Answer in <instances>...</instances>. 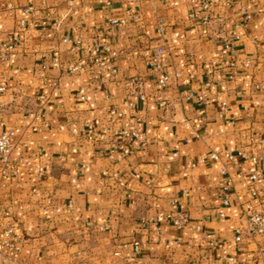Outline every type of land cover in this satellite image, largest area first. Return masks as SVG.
<instances>
[{"label": "crops", "instance_id": "obj_1", "mask_svg": "<svg viewBox=\"0 0 264 264\" xmlns=\"http://www.w3.org/2000/svg\"><path fill=\"white\" fill-rule=\"evenodd\" d=\"M27 5L42 11L22 27ZM191 8L190 0H0V45L14 33L21 37L0 61L7 87L0 94V133L16 130L12 160L21 170L5 177L9 170L0 168V213L9 211L26 236L19 264H224L221 252L210 248L213 234L239 264H264V236L234 240L255 201L253 186L264 202V0L215 6L209 25L191 19ZM110 17L121 23L111 24ZM66 35L84 45L72 52ZM229 39L233 51L225 46ZM94 42L108 48L101 75L85 48ZM159 47L166 50L163 70L149 65ZM248 60L252 68L244 66ZM214 61L204 102L188 101L189 91L203 88L204 69ZM164 73L169 79L161 88ZM227 116L235 117L234 125H227ZM89 123L102 139H89ZM121 128L140 137L127 140L134 152L117 162L104 138ZM226 149L263 159L258 165L225 161L231 172H256L259 180L237 181L231 205L223 207L220 163L191 164ZM104 172H117L118 179ZM171 212L186 214L189 226L170 223ZM2 230L0 224V241ZM6 253L0 251V264H7Z\"/></svg>", "mask_w": 264, "mask_h": 264}, {"label": "built area", "instance_id": "obj_2", "mask_svg": "<svg viewBox=\"0 0 264 264\" xmlns=\"http://www.w3.org/2000/svg\"><path fill=\"white\" fill-rule=\"evenodd\" d=\"M232 0H190L191 2V10L189 12V17L193 20H198L204 25H209L212 21V15L214 13L215 6H224L229 5ZM110 4V2H108ZM42 10L34 8L32 5H27L24 8L25 16L21 19V26L25 27L28 24L30 18L34 17ZM246 19H250L251 15L246 14ZM53 22L57 25L60 23L58 12H53ZM109 22L114 25H119L121 20L117 18L110 17ZM37 26V23H35ZM158 33L160 35H164L166 33L165 26L163 24H159ZM11 41L2 43L0 45V61H3L7 58V56L16 48L17 44L20 42L21 37L18 34H13L11 36ZM237 38V36H235ZM234 39V38H233ZM63 41L70 43V50L75 52L80 47L84 45V41L81 38H72L70 35H66L63 37ZM225 46L233 51V40H226ZM88 51L92 53V66L93 69L98 73L102 74L104 68L108 65V59L104 56L105 52L108 50L107 46L101 45L99 42H94L87 44L85 47ZM164 47H159L154 53L151 54L149 58V65L151 68L155 70H163V60L162 56L165 53ZM55 63L57 65L61 64V60L59 57L55 58ZM216 63L212 62L209 66L204 69V80L202 83L203 88L200 91H189L186 96L188 101L197 99L199 102H204L207 97L208 88L212 85V77L215 73ZM235 62L232 61L230 66H234ZM244 66L246 68H252V63L250 60L246 61ZM69 73H74L75 67L69 66ZM115 71V69L113 70ZM176 76H180L181 72H175ZM232 77V75H229ZM169 79V75L164 73L158 80V83L161 88L167 86V82ZM134 85L137 84L136 80L131 81ZM7 92V87L0 82V94ZM22 90L19 91L21 95ZM80 98L82 100H86V89L84 87H80L78 90ZM139 96L141 100L145 99V94L139 92ZM12 101L15 100V96L12 97ZM161 105L166 107L169 105L168 100H162ZM228 111V104L226 102L222 103V114H225ZM111 114L114 118L115 109L111 110ZM224 116V115H223ZM226 123L229 126L234 125L235 117L227 116L225 117ZM33 130H36L37 127L33 126ZM87 135L89 139L98 140L103 138V132L98 131L94 123L88 124ZM16 136V130L14 128L6 127L0 133V168L8 169L9 173H4V176H17L20 173V168L13 162L12 160V151L14 147L13 139ZM163 137V135H161ZM140 134L137 131L129 130L127 128H121L117 131V134L112 136L105 137V142L108 147L105 149L106 153L109 155H114L117 162L123 161L126 157L130 156L135 147L133 145H129L127 140L129 138L139 139ZM197 137H200L197 134ZM240 159H246L251 161L254 165H258L263 156H255L247 151L240 150L238 152L231 151L229 149L224 150L223 152H210L207 155L201 156L191 164L192 167H196L199 164H205L208 162H219V172L221 176L220 180V192H221V206L227 207L231 205L232 195L235 191V184L237 181H249L252 184H255L259 180V176L256 172H251L249 174H245L242 171L231 172L227 167L225 161L231 163H237ZM40 175L43 174V169H40ZM105 176L112 177L114 179H118V173L114 172L109 174L108 172H104ZM123 184V183H122ZM251 196L255 200L247 210L244 212L241 221L238 226L234 229V240L237 243H242L247 239L255 240L259 237L264 236V202L261 201L259 188L257 186H253L251 189ZM72 207V203L69 202L67 204V208L70 209ZM221 216H224V213H220ZM167 220L172 223L174 226L178 228H185L189 226V217L186 214H179L176 212H171L167 215ZM0 224L3 226L2 235L3 238L0 241V251L5 250L7 264H19L18 259L16 258L17 253L20 251L22 244L26 241L25 234L18 232L17 229L19 227L18 220H16L9 211H3L0 213ZM108 226H100V230H107ZM160 229V227L158 228ZM197 230L201 229V225L196 226ZM210 248L212 250H219L221 252L219 259L224 264H239L238 260L234 256H230L225 252L226 246L220 241L219 237L216 234H213L209 241ZM134 250L136 253L140 252V242L136 241L134 243ZM264 251V250H263ZM249 264H259L257 260H252Z\"/></svg>", "mask_w": 264, "mask_h": 264}]
</instances>
